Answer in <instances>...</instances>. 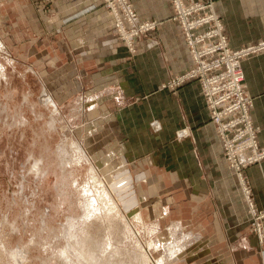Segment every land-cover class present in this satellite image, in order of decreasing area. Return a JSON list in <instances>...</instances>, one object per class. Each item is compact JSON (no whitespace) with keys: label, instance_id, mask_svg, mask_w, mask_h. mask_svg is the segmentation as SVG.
Returning a JSON list of instances; mask_svg holds the SVG:
<instances>
[{"label":"crops","instance_id":"obj_1","mask_svg":"<svg viewBox=\"0 0 264 264\" xmlns=\"http://www.w3.org/2000/svg\"><path fill=\"white\" fill-rule=\"evenodd\" d=\"M203 1L212 4L232 50L264 40V0ZM130 2L140 22L159 23L154 32L134 39L135 49H143L138 54H130L117 38L102 0H0V39L10 46L23 35L29 55L43 51L36 63H59V105L79 93L86 98L81 115L90 117L84 124L91 132L87 144L94 152L101 147L107 152H98L100 173L124 181V189L116 191L123 211H139L145 219V201L163 198L150 209L153 221L158 227L162 219L178 222H171L161 236L168 238L174 228L179 242L183 232L182 259L261 264L248 207L200 85L189 81L175 90L162 88L193 66L172 20L171 3ZM242 70L246 94L253 100L250 118L259 128L257 143L264 148V52L244 59ZM246 177L255 207L264 212V161L247 168ZM135 179V189H127Z\"/></svg>","mask_w":264,"mask_h":264},{"label":"rangeland","instance_id":"obj_2","mask_svg":"<svg viewBox=\"0 0 264 264\" xmlns=\"http://www.w3.org/2000/svg\"><path fill=\"white\" fill-rule=\"evenodd\" d=\"M151 21L155 28L138 37L157 29L158 21L144 22ZM17 37L10 46L0 39V264H203L199 258H181L183 232L177 233V240L182 235L179 242L174 228L168 238L161 236L177 222L162 219L158 227L153 221L150 209L163 198L145 201V219L135 209L122 210L116 191L124 189V181L104 177L97 155L107 152L102 147L94 152L87 144L91 132L84 124L90 117L81 115L86 98L79 93L59 105V63H36L43 51L29 55L24 36ZM87 100L91 107L92 100ZM255 130L257 140L259 128ZM138 182L133 180L127 189ZM103 190L118 212L109 210ZM249 229L256 238L250 222ZM256 245L264 264V243L256 239Z\"/></svg>","mask_w":264,"mask_h":264},{"label":"built area","instance_id":"obj_3","mask_svg":"<svg viewBox=\"0 0 264 264\" xmlns=\"http://www.w3.org/2000/svg\"><path fill=\"white\" fill-rule=\"evenodd\" d=\"M114 20L115 35L135 53L134 39L156 26L140 22L129 0H102ZM172 20L178 23L193 66L169 81L163 88L175 90L189 81L201 88L210 120L221 138L225 159L242 183V194L250 214L257 242L264 243V212L252 200L251 190L242 178L244 169L264 158L250 118L253 100L246 94L242 61L250 54L264 51V41L239 50L229 47L223 25L211 3L203 0H169Z\"/></svg>","mask_w":264,"mask_h":264},{"label":"bare ground","instance_id":"obj_4","mask_svg":"<svg viewBox=\"0 0 264 264\" xmlns=\"http://www.w3.org/2000/svg\"><path fill=\"white\" fill-rule=\"evenodd\" d=\"M202 92V91H201ZM45 101L47 102V103H50L51 104V102L49 101V98H48V96L46 95V97H45ZM44 101V102H45ZM91 169V168H90ZM92 170V169H91ZM91 173H93V170L91 171ZM92 176V175H91ZM92 179H93V176H92ZM94 180V179H93ZM107 192H105V190H103V192H102V197L104 198V200L106 201V203H107V205H108V207H109V210H111V211H115V212H118V208H117V206H116V204H115V202L109 197V195L108 194H106ZM101 197V198H102ZM100 199V198H99ZM118 214V213H117ZM80 246V245H79ZM74 248V247H73ZM89 254V253H88ZM175 255V254H174ZM95 260V259H94ZM93 264V263H92Z\"/></svg>","mask_w":264,"mask_h":264}]
</instances>
